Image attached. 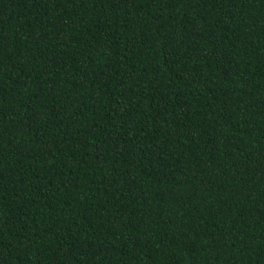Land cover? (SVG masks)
<instances>
[{
	"label": "trees",
	"instance_id": "16d2710c",
	"mask_svg": "<svg viewBox=\"0 0 264 264\" xmlns=\"http://www.w3.org/2000/svg\"><path fill=\"white\" fill-rule=\"evenodd\" d=\"M0 264H264V0H0Z\"/></svg>",
	"mask_w": 264,
	"mask_h": 264
}]
</instances>
